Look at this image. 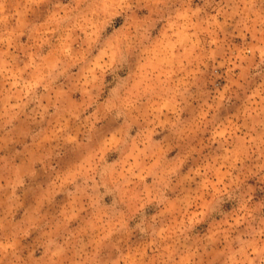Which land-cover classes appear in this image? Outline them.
I'll return each instance as SVG.
<instances>
[{"label": "clouds", "instance_id": "1", "mask_svg": "<svg viewBox=\"0 0 264 264\" xmlns=\"http://www.w3.org/2000/svg\"><path fill=\"white\" fill-rule=\"evenodd\" d=\"M0 264H264V0H0Z\"/></svg>", "mask_w": 264, "mask_h": 264}]
</instances>
